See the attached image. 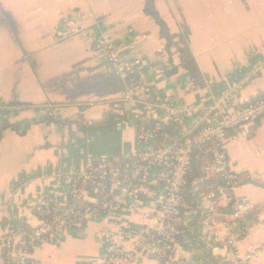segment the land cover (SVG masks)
Returning a JSON list of instances; mask_svg holds the SVG:
<instances>
[{
    "label": "crops",
    "instance_id": "crops-1",
    "mask_svg": "<svg viewBox=\"0 0 264 264\" xmlns=\"http://www.w3.org/2000/svg\"><path fill=\"white\" fill-rule=\"evenodd\" d=\"M66 17L83 30L61 36ZM91 33L147 66L114 72ZM228 89L243 100L264 96V0H0V236L38 225L43 199L65 206L70 171L88 158L134 156L136 121H166L169 106L202 114ZM111 110L126 118L109 128L75 123ZM224 148L241 184L213 200L193 187L187 229L167 264H264V118L231 132ZM162 190L151 183L115 213L54 235L34 250L35 264H98L116 246L132 249ZM243 216L251 222L231 246L225 222ZM125 264L160 261L149 250Z\"/></svg>",
    "mask_w": 264,
    "mask_h": 264
},
{
    "label": "built area",
    "instance_id": "built-area-1",
    "mask_svg": "<svg viewBox=\"0 0 264 264\" xmlns=\"http://www.w3.org/2000/svg\"><path fill=\"white\" fill-rule=\"evenodd\" d=\"M59 27L61 36L83 30L72 17L61 20ZM91 37L103 53L107 66L114 72L126 75L147 66L138 57H126L111 38L100 33H91ZM132 96L133 90H128L123 99L132 100ZM167 111L166 121L153 116L138 120L137 139L141 148L134 155L135 162L124 164L120 159L88 158L83 170L72 169L66 205L43 199L34 210L39 219L38 225L13 227L1 235L0 264H35L32 257L34 250L54 235L63 234L90 218L115 213L123 208L126 198H142L148 186L156 182L162 184V193L153 209L145 214L132 249L116 246L98 264H125L132 261L136 254L149 250L159 261L169 256L167 264L178 243L175 238V234L180 233L177 225L192 208L183 191L189 186L187 172L194 150L212 143L211 159L205 175L198 181H218L219 178L223 181L217 189L205 192L204 198L213 200L234 190L241 180L231 168L224 142L234 130H247L264 118V96L243 100L237 90L228 89L222 91L220 102L205 109L202 114L192 107L169 106ZM152 120L153 124L149 125ZM169 120L179 128L178 131L188 120L192 121L186 134L180 136L185 137L182 142L172 140L160 131L161 122ZM194 186L195 182L191 191ZM233 224L234 221H226L224 228L227 243L231 246L238 237L232 230Z\"/></svg>",
    "mask_w": 264,
    "mask_h": 264
},
{
    "label": "trees",
    "instance_id": "trees-1",
    "mask_svg": "<svg viewBox=\"0 0 264 264\" xmlns=\"http://www.w3.org/2000/svg\"><path fill=\"white\" fill-rule=\"evenodd\" d=\"M126 117L123 114H118L114 111H107L104 113V115L99 119H94L87 121L82 116H78L75 120L76 125L82 129H93V128H109L114 125L115 121L117 119H125ZM48 118H45L44 120H47ZM153 120L150 121L149 125L153 124ZM136 126H139L140 122H135ZM1 129L9 126V124L5 120H1ZM15 128V127H13ZM179 128L172 122H161V132H165L172 140L176 139L178 142H182L185 137H179L176 138V133L178 132ZM212 143H209L208 145L203 146L200 149H195L192 154V160L190 163L189 170L187 172V179L189 181V186L185 188L183 191V195L187 202L191 203L193 200L191 188L194 185V182L196 183V186L198 187L199 191L202 192H210L212 189H214L217 186H220L223 184V181L221 178L218 179V181H198L200 178H202L205 175V169L208 166V163L211 159V148ZM136 158L135 156L120 159L121 162L128 163V162H135ZM101 199V195H100ZM246 221H250L251 219L247 216H243L241 218H238L234 220V224L232 225V230L235 234H237L239 237H244L245 231H246ZM185 219L183 217L182 221L177 225V229L180 233L175 234V238L177 242L181 241L182 239V231L187 229ZM169 256H165L163 259L160 260V264H165ZM223 259L221 257H214L212 264H222Z\"/></svg>",
    "mask_w": 264,
    "mask_h": 264
}]
</instances>
